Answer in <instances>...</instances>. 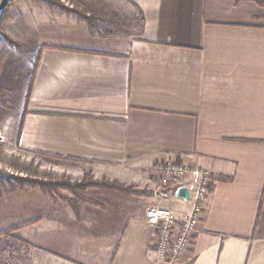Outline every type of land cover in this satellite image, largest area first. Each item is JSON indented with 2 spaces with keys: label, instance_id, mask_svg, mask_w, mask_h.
<instances>
[{
  "label": "crops",
  "instance_id": "1",
  "mask_svg": "<svg viewBox=\"0 0 264 264\" xmlns=\"http://www.w3.org/2000/svg\"><path fill=\"white\" fill-rule=\"evenodd\" d=\"M128 1L124 34L48 7L6 29L38 64L20 146L72 182L152 193L91 186L28 199L33 264H160L146 209H188L150 173L169 161L193 170L189 190L196 171L212 177L182 264H264V0Z\"/></svg>",
  "mask_w": 264,
  "mask_h": 264
},
{
  "label": "rangeland",
  "instance_id": "2",
  "mask_svg": "<svg viewBox=\"0 0 264 264\" xmlns=\"http://www.w3.org/2000/svg\"><path fill=\"white\" fill-rule=\"evenodd\" d=\"M54 2L58 5H50ZM128 0H14L10 9V17L3 25V30L13 41L22 46V49L12 47L0 35V88L3 91V101L0 102V127L7 128L0 132V233L14 227L26 224L27 214L33 213L36 208L27 207L29 200L39 197L51 198L53 195L44 193L31 186L18 188L13 186L18 179H28L43 182H70L71 177L60 175V169L52 160L42 158L20 146L19 135L23 121L22 108L27 103L32 86L36 63L35 54L14 38L7 27L12 26L14 18H20L27 9H59L66 13L85 14L94 20V28H102L101 32L124 34L132 31L135 20L132 6ZM264 7V1H261ZM114 11V14H112ZM109 13V14H107ZM18 14H20L18 16ZM110 15V16H108ZM101 22L108 23L107 25ZM36 61V60H35ZM16 84V86H11ZM8 126L12 128H8ZM4 129V130H5ZM17 187V188H15ZM164 198H169L165 196ZM25 206V207H24ZM29 206H31L29 204ZM31 212V213H30ZM32 226V225H31ZM21 230L13 237L26 241ZM37 247L28 242V246L17 243L10 237L0 238V264H33V256Z\"/></svg>",
  "mask_w": 264,
  "mask_h": 264
},
{
  "label": "built area",
  "instance_id": "3",
  "mask_svg": "<svg viewBox=\"0 0 264 264\" xmlns=\"http://www.w3.org/2000/svg\"><path fill=\"white\" fill-rule=\"evenodd\" d=\"M192 172L191 168L171 161L157 163L150 169L166 196H175ZM196 172L200 180L190 190V200L185 202L187 210L180 212L162 205L146 209L147 223L156 230L155 254L160 264H182L193 239L200 231L203 203L211 191L212 177L206 171Z\"/></svg>",
  "mask_w": 264,
  "mask_h": 264
},
{
  "label": "trees",
  "instance_id": "4",
  "mask_svg": "<svg viewBox=\"0 0 264 264\" xmlns=\"http://www.w3.org/2000/svg\"><path fill=\"white\" fill-rule=\"evenodd\" d=\"M14 0H11L7 9L5 10L4 14L0 17V35H2L5 40L14 48L16 49H22V46L17 44L15 41H13L8 35L5 34L4 30H3V25L4 23L8 20V18L10 17V9L12 7ZM1 2V0H0ZM50 5H58L54 2H49ZM73 13H77L73 12ZM79 16H81L82 18H84L86 21H88V23L90 24V27H93V22L94 20L91 19L89 16L85 15V14H78ZM93 21V22H92ZM45 49H52L49 47H44L42 48V50ZM59 50H63V49H59ZM64 51H73V50H64ZM75 52V51H74ZM80 52H84V51H80ZM37 68H38V64H36L35 66V71H34V75L32 77V81L34 82L35 79V75L37 72ZM32 82V84H33ZM4 89L0 88V102H4L3 101V91ZM23 125V123H22ZM22 125H21V129H20V135H19V141H20V137H21V132H22ZM13 186H17L18 188H24L25 186H31L34 188H40L42 191L49 193L50 195H53L54 193H58L60 189H67L73 192L79 191V190H84L88 187L91 186H95V187H100V188H104L107 190H115V191H120L122 193H128V194H140V195H149L152 193H145V192H138V191H134L131 188L125 187L122 184H120L119 182H109L107 180H102V181H93V180H88L87 182H83V183H70V182H43V181H34V180H28V179H18L16 180V183L13 184ZM15 187V188H17ZM37 224V221H33L30 223H26L23 225H20L18 227H14L10 230L4 231L0 233V238L2 237H10L13 240H15L17 243H22L24 245L28 246V242L26 241H21L19 239H15V237H13V234L19 230H21L22 228L26 227V226H31V225H35Z\"/></svg>",
  "mask_w": 264,
  "mask_h": 264
},
{
  "label": "water",
  "instance_id": "5",
  "mask_svg": "<svg viewBox=\"0 0 264 264\" xmlns=\"http://www.w3.org/2000/svg\"><path fill=\"white\" fill-rule=\"evenodd\" d=\"M11 0H1L0 2V17L4 14L5 10L7 9L9 3ZM190 190L186 187H181L180 189H178L177 193H176V197L179 200H182L184 202H189L190 200Z\"/></svg>",
  "mask_w": 264,
  "mask_h": 264
}]
</instances>
